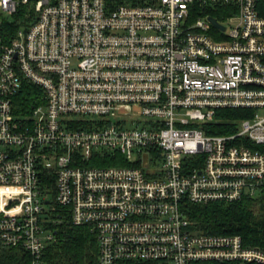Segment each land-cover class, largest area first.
Instances as JSON below:
<instances>
[{
  "label": "built area",
  "instance_id": "1",
  "mask_svg": "<svg viewBox=\"0 0 264 264\" xmlns=\"http://www.w3.org/2000/svg\"><path fill=\"white\" fill-rule=\"evenodd\" d=\"M244 198L264 208V0H0V248L43 264L67 217L97 264H264L184 211Z\"/></svg>",
  "mask_w": 264,
  "mask_h": 264
},
{
  "label": "trees",
  "instance_id": "2",
  "mask_svg": "<svg viewBox=\"0 0 264 264\" xmlns=\"http://www.w3.org/2000/svg\"><path fill=\"white\" fill-rule=\"evenodd\" d=\"M222 12V9H219L209 12V14L218 20H222ZM16 101L18 105L24 107L35 102V98L31 93V89L27 87ZM53 184V176L44 172L41 177V186L46 190L45 194L51 203L54 195ZM262 205V202L244 198L231 205L185 204L184 211L190 221L191 231L237 235L242 238L245 245L264 250V210ZM54 213H60V208L55 204ZM59 217L61 218L62 214ZM63 219V222H57L51 226L54 239L43 251L41 258L43 264H97L95 235L85 227L73 226L69 222V218ZM0 264H30V257L27 253L18 249L0 248Z\"/></svg>",
  "mask_w": 264,
  "mask_h": 264
},
{
  "label": "water",
  "instance_id": "3",
  "mask_svg": "<svg viewBox=\"0 0 264 264\" xmlns=\"http://www.w3.org/2000/svg\"><path fill=\"white\" fill-rule=\"evenodd\" d=\"M209 21L211 22L212 25H214L216 28H219L221 30L224 29L223 26H221L220 24L217 23L215 18L209 17Z\"/></svg>",
  "mask_w": 264,
  "mask_h": 264
},
{
  "label": "rangeland",
  "instance_id": "4",
  "mask_svg": "<svg viewBox=\"0 0 264 264\" xmlns=\"http://www.w3.org/2000/svg\"><path fill=\"white\" fill-rule=\"evenodd\" d=\"M23 92H24V91H23ZM23 92H22V94H23ZM18 97H21V94L18 95V96L16 97L15 101L17 100ZM17 103H18V102L16 101V102H15V105H18ZM262 206H263V205H262ZM263 210H264V208H263ZM263 212H264V211H263ZM246 246H247V245H246ZM248 247H252V246H248Z\"/></svg>",
  "mask_w": 264,
  "mask_h": 264
}]
</instances>
